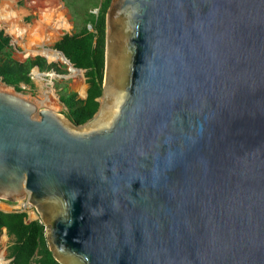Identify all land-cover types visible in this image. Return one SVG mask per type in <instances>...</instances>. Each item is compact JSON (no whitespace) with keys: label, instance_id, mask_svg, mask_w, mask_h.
Wrapping results in <instances>:
<instances>
[{"label":"water","instance_id":"water-1","mask_svg":"<svg viewBox=\"0 0 264 264\" xmlns=\"http://www.w3.org/2000/svg\"><path fill=\"white\" fill-rule=\"evenodd\" d=\"M39 101L0 90V211L59 264H264V0H110L96 113Z\"/></svg>","mask_w":264,"mask_h":264},{"label":"trees","instance_id":"trees-1","mask_svg":"<svg viewBox=\"0 0 264 264\" xmlns=\"http://www.w3.org/2000/svg\"><path fill=\"white\" fill-rule=\"evenodd\" d=\"M110 0H104L94 15L90 29L86 26L80 31L65 34L53 48L63 52L75 68L84 69L88 84L85 99L71 92L60 96V101L67 109L66 116L76 125L89 121L96 113L102 94L105 52V15ZM49 71L56 66L48 64L41 56L28 57L21 62L13 57L10 37L0 30V80L15 91H22L24 86L33 88L31 70ZM26 211L6 213L0 211V234L6 230L11 243L6 251L11 259L9 264H59L49 251L45 237V227L40 220L26 223Z\"/></svg>","mask_w":264,"mask_h":264},{"label":"rangeland","instance_id":"rangeland-1","mask_svg":"<svg viewBox=\"0 0 264 264\" xmlns=\"http://www.w3.org/2000/svg\"><path fill=\"white\" fill-rule=\"evenodd\" d=\"M103 1L104 0H63L64 5L66 6V8L68 9V12H69V14H68V12L65 11L64 15L67 18V20L71 26H69V28H66L67 30L63 29L64 31H62V29H58L59 33L57 32L55 38L52 41H50V43L45 44V46L47 48L53 49L54 44L60 40L59 37H61V35L63 33L68 31V32H70V34H72L75 31H79L80 27L84 26L86 22H87L86 27L88 29H90L89 23L92 22L94 15H96V13L98 12V8L100 7V5ZM27 2H31L32 4H34L36 2V0H27ZM20 3L23 4L24 1L20 0ZM34 11H36V10H34ZM33 16L34 15H31L30 17H28V21H30L29 22L30 24L23 22V20L19 17V24L22 27L32 26L38 18V16H34L35 19H33L31 21L30 18ZM71 21L73 22L74 27H73V24L71 23ZM4 26H5L4 24L0 23V29L4 30L6 28ZM4 32L7 36L11 37L12 46H13V57L16 60L23 61V59L25 57H32L33 58V57L42 55V54H38V53L27 52L26 48H27L28 43L30 41V40H28L29 39L28 36L21 37L19 35L18 36L13 35V34L9 33L8 31H5V30H4ZM31 44H32V47L34 48V46H35L34 42H32ZM34 49L40 50L41 47L36 46ZM43 56H45V55H43ZM43 56H41V57H43ZM46 61L48 64H54L56 67L49 70V71L43 72L46 75L41 76L40 78H37V76H35L34 73H30L32 81H33V88L31 89L29 86H24L23 84H21V87L23 88V90L17 91V92L20 94H24L27 97L40 99L41 97H43L44 92H47L48 90L53 89V91L56 94L57 99H56L55 106H51V107L57 108V111L59 113L66 116L67 109L62 104V102L60 101V96L65 95L67 93L74 92V93H77L79 98H81V99L85 98V95L87 94V89H88V84L86 83L85 71L75 75L71 71L70 65H67L65 62H62V61L50 62L48 59H46ZM53 72H55L56 74H59L60 76L59 77L56 76L55 78H51L50 74ZM51 81L53 83H51ZM7 89L11 90V91L15 90L11 86L7 87L0 80V90L4 91ZM2 202H4V201H2ZM5 202H7V201H5ZM18 206L19 205H15L14 203H9V206L1 203L0 204V210L3 209V210L10 211L11 209H16V208L18 209L19 208ZM30 210H33V209H30ZM30 212H31L30 213L31 218L38 220L35 212H32V211H30ZM2 238L4 239L3 241H1ZM10 243H11V239H9V237L6 235V232L3 231L2 234H0V254L3 255L4 261L6 264L10 263V259L8 257V252L6 251V248Z\"/></svg>","mask_w":264,"mask_h":264},{"label":"bare ground","instance_id":"bare-ground-1","mask_svg":"<svg viewBox=\"0 0 264 264\" xmlns=\"http://www.w3.org/2000/svg\"><path fill=\"white\" fill-rule=\"evenodd\" d=\"M59 1L58 0H53V2L51 1L50 8L48 7V9H46V10L43 8H39L40 13H41L40 18L33 24V26L26 27V28L20 26L17 23V21L14 20V15H13V13L10 12L11 9L9 10L6 6L1 5L0 6V23H6L10 19H12L11 22L7 23L11 27L10 31L18 32V34H20L21 37L24 36V31L28 34L35 33V35H33V36L31 35L28 39L30 41H29L28 46L26 48L27 52L45 55V57H47V59L50 62H52V61L65 62L64 58L60 54L50 50V48H47L45 46V44L50 43V41H52L55 38V36L58 32V29L69 28V26H71L70 23L68 22L67 18L64 15L66 10L63 8L62 4ZM43 4L45 5V3H43ZM44 5L42 7H44ZM55 5H57L56 8H54ZM62 31H64V30H62ZM46 32H48V33L46 34ZM32 42H34V44H35L34 48L36 46H40L41 49L35 50L32 47V44H31ZM70 69L73 72V74H75V75L81 73L80 71L73 70L71 68V66H70ZM35 74H36L37 78L41 77L40 75L37 74L36 71H35ZM50 75L52 77H55L54 74H50ZM8 89L4 90V91L11 92V90H8ZM56 99H57V97H56L55 92L53 91V89H50L47 92H44L43 97H41L39 99L40 100L39 104L48 105V106H55ZM3 240L4 239L2 238L1 241H3ZM0 264H6L2 254H0Z\"/></svg>","mask_w":264,"mask_h":264},{"label":"crops","instance_id":"crops-1","mask_svg":"<svg viewBox=\"0 0 264 264\" xmlns=\"http://www.w3.org/2000/svg\"><path fill=\"white\" fill-rule=\"evenodd\" d=\"M24 1V3L23 4H21L20 3V0H0V6L2 5V6H6L9 10H10V12L11 13H13V15H14V20H16L17 21V23L19 24V17L23 20V22H26V23H29L30 21H28V17H30L31 15H34V16H38V18H37V20L40 18V9L39 8H43V9H48V7L50 8V3H51V1L53 2V0H36V2L34 3V4H32L31 2H27V0H23ZM59 1V0H58ZM61 4H62V6H63V8L68 12V9L66 8V6L64 5V2H63V0H60L59 1ZM39 3V4H38ZM43 3H45V5L43 4ZM5 4V5H4ZM47 4V5H46ZM44 5V7H42ZM57 7V5H55L54 6V8H56ZM21 8V9H20ZM23 10V11H22ZM34 10H36V11H34ZM68 14H69V12H68ZM31 17L30 19H31V21L33 20V19H35V17ZM70 16V15H69ZM11 20L12 19H10L9 21H7L6 23H2V24H4L5 26L4 27H6L4 30L5 31H8L9 33H11V34H13V35H19L20 36V34H18V32H14V31H10V26H9V24H7V23H9V22H11ZM36 20V21H37ZM35 21V22H36ZM34 22V23H35ZM71 23L73 24V22L71 21ZM30 24V23H29ZM20 25V24H19ZM87 25V22L85 23V25L84 26H82V27H80V29H79V31L83 28V27H85ZM21 26V25H20ZM33 26V25H32ZM26 27H31V26H26ZM25 27V28H26ZM73 27H74V24H73ZM90 27V26H89ZM24 28V29H25ZM67 30L66 28H62V30ZM0 30H2V29H0ZM4 30H2L3 32H4ZM76 32V31H75ZM8 33V34H9ZM48 32H46V34H47ZM4 34H5V32H4ZM65 34H70V32H68V31H66L65 33H63L62 35H61V37H59L60 39L62 38V36H64ZM6 35V34H5ZM33 36V35H35V33H31V34H28V33H26L25 31H24V36L23 37H25V36H28V38L30 37V36ZM7 36V35H6ZM10 45L12 46V40H11V37H10ZM12 50H13V46H12ZM28 58V57H27ZM26 58V59H27ZM25 59V60H26ZM24 60V61H25ZM21 62H23V61H21ZM5 202V201H4ZM2 202L3 204H5V205H7V206H9V202ZM1 210H3V209H1ZM11 210H17V208L16 209H11ZM5 211H7V210H5ZM30 211H32V212H34L33 210H28V212H27V214H28V218L30 219V220H32V221H34V220H36V219H32L31 218V216H30ZM4 231V230H3ZM5 232H6V230H5ZM7 235V234H6ZM10 239V238H9ZM10 261H11V259H10Z\"/></svg>","mask_w":264,"mask_h":264},{"label":"built area","instance_id":"built-area-1","mask_svg":"<svg viewBox=\"0 0 264 264\" xmlns=\"http://www.w3.org/2000/svg\"><path fill=\"white\" fill-rule=\"evenodd\" d=\"M0 203H2V202H0Z\"/></svg>","mask_w":264,"mask_h":264}]
</instances>
